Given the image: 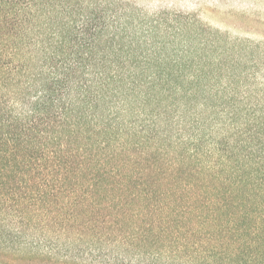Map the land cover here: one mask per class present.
Instances as JSON below:
<instances>
[{"label": "trees", "instance_id": "1", "mask_svg": "<svg viewBox=\"0 0 264 264\" xmlns=\"http://www.w3.org/2000/svg\"><path fill=\"white\" fill-rule=\"evenodd\" d=\"M210 1L0 0V264H264V21Z\"/></svg>", "mask_w": 264, "mask_h": 264}, {"label": "rangeland", "instance_id": "2", "mask_svg": "<svg viewBox=\"0 0 264 264\" xmlns=\"http://www.w3.org/2000/svg\"><path fill=\"white\" fill-rule=\"evenodd\" d=\"M184 1L186 2V0ZM201 1L199 0V3ZM190 2L191 4H199L194 0H190ZM210 2H216L215 4L218 6L219 15L221 17H227L229 20L238 21L240 17L248 14L264 21V0H211ZM234 13L235 15H232ZM223 21L225 20L223 19Z\"/></svg>", "mask_w": 264, "mask_h": 264}]
</instances>
